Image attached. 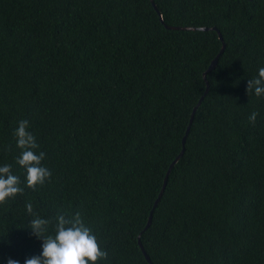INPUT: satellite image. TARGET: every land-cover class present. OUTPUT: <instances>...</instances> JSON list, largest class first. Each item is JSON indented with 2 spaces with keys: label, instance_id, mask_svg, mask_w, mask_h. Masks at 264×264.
Returning a JSON list of instances; mask_svg holds the SVG:
<instances>
[{
  "label": "trees",
  "instance_id": "1",
  "mask_svg": "<svg viewBox=\"0 0 264 264\" xmlns=\"http://www.w3.org/2000/svg\"><path fill=\"white\" fill-rule=\"evenodd\" d=\"M152 2L162 21L150 0H0V166L24 189L0 204V264L42 251L29 202L80 212L97 264H149L138 241L151 264H264V96L246 92L264 0ZM22 119L52 173L35 189L16 163Z\"/></svg>",
  "mask_w": 264,
  "mask_h": 264
},
{
  "label": "clouds",
  "instance_id": "2",
  "mask_svg": "<svg viewBox=\"0 0 264 264\" xmlns=\"http://www.w3.org/2000/svg\"><path fill=\"white\" fill-rule=\"evenodd\" d=\"M246 92H254L257 97L264 96V67L258 69L257 76L247 80ZM258 115V112L253 111L248 117L249 122L254 125ZM28 128L29 121L22 119L13 132L16 147L21 150L16 163L26 170V186L35 189L37 185H44L52 173L41 165L45 153H36L39 145ZM23 192L19 177L12 173V165L0 166V204ZM25 209L34 217L29 222V228L33 236L42 240V251L39 256L25 259L24 264H97L98 261L107 259V251L100 247L92 229L85 225L80 212L71 217L61 214L52 219H45L34 213L32 203H26ZM50 225L53 228L51 234ZM7 264H19V261L9 258Z\"/></svg>",
  "mask_w": 264,
  "mask_h": 264
},
{
  "label": "water",
  "instance_id": "3",
  "mask_svg": "<svg viewBox=\"0 0 264 264\" xmlns=\"http://www.w3.org/2000/svg\"><path fill=\"white\" fill-rule=\"evenodd\" d=\"M150 1H151V4H152L154 10L156 11V13H157L158 16H159V20L162 21L161 16H160V13L158 12V10H157V8L155 7V5H154V3L152 2V0H150ZM165 27L168 28V29L195 30V28H177V27H168V26H165ZM199 29H200V30H208V28H199ZM213 30H215V31L217 32L218 38H219V40L222 42V38H221L220 33H219L216 29H214V28H213ZM223 49H224V45H223V43H222V47H221V49H220L218 55H217V56H216V57L210 62L209 66H208V68H207V70H206V72H207V71H211V70L214 69V67L216 66V63H217L218 56L222 53ZM206 72L203 73V79H205V74H206ZM206 91H207V89H206ZM206 91H205V93H206ZM202 98H203V96H201V97L199 98V100L197 101L196 105H195L194 108L192 109V112H191V114H190V118H189V121H188V125H187V128H186L185 134H184V136H183V138H182V140H181V146H182L181 151L179 152V154L177 155V157H176V158L171 162V164L169 165V168H168V170H167V172H166V176H165L164 179H163V184H162V187H161V189H160V192H159V194H158L156 200L154 201L153 206H152V208H151V210H150V213H149V216H148V220H147L146 226L144 227V230H145V229L149 226V224H150V220H151V215H152L153 209L155 208L156 204L158 203V201H159V199H160V197H161V195H162V192H163L164 187H165V184H166L167 175H168V173H169L171 167L173 166V164L178 160V158H179V157L182 155V153H183V150H184L183 145H184V141H185L186 135L188 134V130H189L190 124H191V122H192V120H193L194 113H195L197 107L199 106V104H200ZM138 244H139V246H140V248H141V251H142V253H143V255H144L146 261H147L149 264H151L150 259L148 258V256H147V255L145 254V252L143 251V249H142V247H141L139 241H138Z\"/></svg>",
  "mask_w": 264,
  "mask_h": 264
}]
</instances>
